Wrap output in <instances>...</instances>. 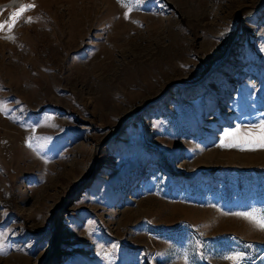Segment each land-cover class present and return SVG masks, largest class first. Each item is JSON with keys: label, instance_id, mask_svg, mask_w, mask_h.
<instances>
[{"label": "rangeland", "instance_id": "obj_1", "mask_svg": "<svg viewBox=\"0 0 264 264\" xmlns=\"http://www.w3.org/2000/svg\"><path fill=\"white\" fill-rule=\"evenodd\" d=\"M0 264H264V0H0ZM31 23H25L28 18ZM13 39H7L6 36Z\"/></svg>", "mask_w": 264, "mask_h": 264}, {"label": "snow or ice", "instance_id": "obj_2", "mask_svg": "<svg viewBox=\"0 0 264 264\" xmlns=\"http://www.w3.org/2000/svg\"><path fill=\"white\" fill-rule=\"evenodd\" d=\"M142 0H118V3H122V6L126 8L124 13L125 19L129 18L130 12L134 7H137ZM34 4L21 5L17 9L11 12L7 20L0 22V31L11 32L14 27L17 25L23 14L27 11H30L34 8ZM25 23H31L32 18L28 17ZM7 39H13L12 36H6ZM6 110V105L0 103V111ZM220 147H238L241 150H244L245 147H248L249 150L254 149L255 147L264 148V121H261L260 124L253 125L251 128L241 130L240 127H237L232 130H225L221 137ZM238 217L251 222L260 230H264V210L257 213L252 212H242V213H233ZM6 235L0 233V246H2V237ZM222 259L229 261V264H240L244 259V256L240 252H233L231 254L225 255Z\"/></svg>", "mask_w": 264, "mask_h": 264}]
</instances>
